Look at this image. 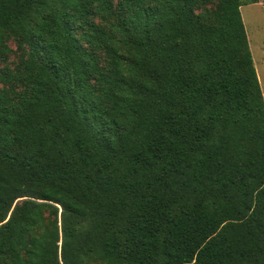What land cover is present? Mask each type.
Masks as SVG:
<instances>
[{"label":"trees","instance_id":"1","mask_svg":"<svg viewBox=\"0 0 264 264\" xmlns=\"http://www.w3.org/2000/svg\"><path fill=\"white\" fill-rule=\"evenodd\" d=\"M0 0V264H264L259 0Z\"/></svg>","mask_w":264,"mask_h":264},{"label":"rangeland","instance_id":"2","mask_svg":"<svg viewBox=\"0 0 264 264\" xmlns=\"http://www.w3.org/2000/svg\"><path fill=\"white\" fill-rule=\"evenodd\" d=\"M206 8L214 10L216 8V0H212L206 5ZM240 11L264 96V0H259L256 4L243 6ZM9 47L12 53L9 55L7 61L0 59V69L6 66L14 68L21 60L22 52L19 49V41L11 39ZM1 86L2 84L0 83Z\"/></svg>","mask_w":264,"mask_h":264}]
</instances>
